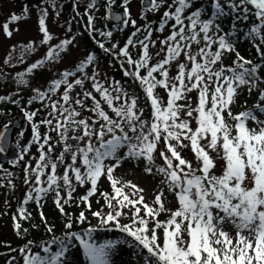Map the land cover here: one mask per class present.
Returning a JSON list of instances; mask_svg holds the SVG:
<instances>
[{
	"label": "snow or ice",
	"instance_id": "snow-or-ice-1",
	"mask_svg": "<svg viewBox=\"0 0 264 264\" xmlns=\"http://www.w3.org/2000/svg\"><path fill=\"white\" fill-rule=\"evenodd\" d=\"M132 2L120 0L122 14H113L117 0H104L103 19L114 22L108 29L97 27V0H88L83 15L75 0L73 11L87 18L84 32L95 48L38 87L31 82L69 60L80 33L52 43L48 0L25 4L0 26L11 39L19 27L10 24L26 22L35 9L42 34L39 43L13 44L5 65L15 66L18 47L24 55L45 49L11 77L16 90L0 94V104L19 108L24 122L15 129V118L0 108V155L11 151L14 135L17 151L8 163L20 167L26 188L12 216L16 236L29 235L23 222L32 220L34 205L49 239L7 245L9 253L22 264H124L119 257L127 246L136 264H264V0H140L136 18ZM127 28L133 31L121 45L114 33ZM241 44L255 55H241ZM101 54L120 79L100 69ZM24 90L32 93L26 100ZM245 94L256 102L234 112ZM125 161L143 162L145 173L161 177L151 202L143 188L115 175ZM0 171L15 190L13 173L3 164ZM102 180L110 192L100 191ZM78 188L87 191L76 197ZM97 193L103 204L93 211ZM49 198L64 217L59 236L43 210ZM72 205L85 211L73 216L66 208ZM76 224L89 226L74 231ZM98 228L124 239L99 243ZM6 264L19 261L9 255Z\"/></svg>",
	"mask_w": 264,
	"mask_h": 264
},
{
	"label": "rangeland",
	"instance_id": "rangeland-1",
	"mask_svg": "<svg viewBox=\"0 0 264 264\" xmlns=\"http://www.w3.org/2000/svg\"><path fill=\"white\" fill-rule=\"evenodd\" d=\"M61 1L65 0H55V3L57 5L56 9H53L51 7V4L53 3V0H48V3L45 5L46 7H49V18H48V26L51 31V33L54 35L56 39L52 41V43L58 42L59 39H64L68 38L72 35H77L80 33V35H77V44H78V49L73 51L72 57L69 58V60L65 61V63L58 65L56 68H52L43 74L38 75V78L34 81H32V86L33 87H38L41 86L45 83L46 80L50 79L53 77L54 74H57L58 70H63L64 68L70 67L72 64V60L80 57L82 54H84L87 50V46L84 43L83 39L84 37L87 39V33L84 32L83 25L86 23V17L81 20L80 16H76V13L73 11V4L75 3V0H70L73 1L71 4L72 9H67L66 10V15L61 13ZM69 1V0H68ZM38 0H0V26L10 16V13H16L20 14L22 12L23 6L25 4H28L29 7H32L33 4L37 3ZM88 2V0H80V3L77 4V11L83 15L85 11V5ZM120 0L117 1L116 5H113V9L119 12H122V8L119 7ZM141 5H140V0H135L131 4V13L134 18L137 17L138 12L140 11ZM60 12L59 17H56L55 12L56 11ZM96 15L99 17L97 20V27H101L106 20L103 19L105 16V7H98V11L96 12ZM75 17V19H73ZM157 17L156 16H149V19L155 20ZM77 21H80L79 23ZM69 22H71V29L72 31L69 33L67 32V29L69 27ZM139 23H143V21H139ZM19 27V33L14 34L13 38L7 39L4 37L2 30H0V94H10L11 92L16 90V85L15 83L11 80V77L15 76L17 72L23 71L26 67V65L34 62L36 59L40 58V56L43 55L44 48L41 47L36 53L24 55L22 53V49L18 47L14 51V59L12 60V64L15 65L9 66L4 64V60L7 57V53L11 49L13 44H20L23 45L24 43L28 42L29 40L36 39V42L39 43V36L42 34H39L37 31V15L35 12V9H33L30 18L23 23H20L19 25L15 24H10V28L13 27ZM133 31L131 28H127L123 33H119L115 36V40L119 41L121 45L123 44L124 40L127 38V36ZM23 55L24 58V63H18V60L21 58ZM227 61V60H226ZM230 64V63H229ZM99 67L102 71L108 72L109 75H114L115 78L117 79V75L115 72L108 67V64L105 62H100ZM7 84V87L5 88L4 85ZM31 92L29 90H24L23 92L20 93L21 96H26L30 97ZM163 95V93H162ZM193 95V102H195V93ZM246 101V104H245ZM256 102V97L255 95L253 96H247L241 95L240 97V102L238 105H236L233 108L234 112H240L244 111L245 107L247 108H252L253 104ZM37 106V105H36ZM34 106V107H36ZM43 131V129H42ZM28 133H30V129L27 131V138H28ZM26 140H24V143ZM12 152V151H11ZM33 153H35V149L32 150ZM188 158L191 159L192 156L189 153ZM27 159V157H26ZM160 163V160L157 159V164ZM3 168L7 169L9 172L13 173V182L17 185V188L15 190H12L8 187V179L9 177L5 174L4 171H0V184H3L4 187H0V213H7V214H0V236L4 238L14 239L16 236L14 230H13V220L12 216L13 214L16 213L17 208L19 207L20 201L24 196V193L26 191V188L24 185L21 183V177H22V171L19 166L17 167H10L4 163ZM115 175L120 178L121 181L127 182L131 181L132 183L138 185L139 187L143 188L145 190L144 195L145 198L148 202H151L154 199V193L159 191L160 187H163L160 185V176H151V175H146L145 173L141 172L140 170H137L135 165L130 162V161H125L120 168L117 169ZM101 186H103L106 190V192H110L111 188L109 185V182L107 180H102ZM87 189L86 188H78L77 192L74 194L76 197L82 196L86 193ZM168 200L170 203H168V207L174 208L175 207V202L171 196V194L166 193ZM91 203L92 206H97L98 204L96 203L97 199L102 200V198L99 197V193L96 195V197H92ZM7 201L11 207H8L5 203ZM53 204L52 199L49 198L45 204L44 207V213L47 215V206L48 204ZM68 209H74L78 208L75 205H72L71 207H67ZM30 209V208H29ZM81 210L84 209L83 206L80 207ZM32 212V217L35 219H40V216L38 212L35 209V206L31 207ZM90 221L93 220V217H91V214H88ZM165 217V215H161V218ZM32 218V219H33ZM95 219V218H94ZM94 222L97 224V220L95 219ZM56 233L57 235L61 234V229L63 227V223L61 221H56ZM18 238V237H17ZM7 248V245H0V251L4 250ZM132 250L127 248V246H124V250L119 257L124 264H136V257L131 254ZM18 261L20 264H22V260L20 257L18 258ZM1 263V261H0Z\"/></svg>",
	"mask_w": 264,
	"mask_h": 264
},
{
	"label": "trees",
	"instance_id": "trees-1",
	"mask_svg": "<svg viewBox=\"0 0 264 264\" xmlns=\"http://www.w3.org/2000/svg\"><path fill=\"white\" fill-rule=\"evenodd\" d=\"M133 1H135V0H133ZM103 2H104V0H97V5L99 8L103 7V6H101L103 4ZM72 3H73V1H70V0L69 1L68 0L61 1V6H62L61 13L66 15L65 8L67 7V9H72L71 8ZM104 25H107L108 29H111V27H112V25L109 23H104L101 27H103ZM119 33L122 34L123 32H115L114 38ZM83 41L87 45L88 51L93 50L95 48V45L92 44V42L89 40V38L86 39L84 37ZM239 50L241 52V55H244L246 58H250V57L255 55L254 49L251 48L250 46H248L247 44H241ZM233 59H234V57H233ZM100 62H105L106 64H108L107 58H105L102 54L99 57V63ZM115 74L117 75V79H120V73L115 72ZM21 97H23L25 100L27 99L26 96H21ZM34 106H36V105H33V107ZM0 108H2L5 111V113L7 114L8 120H12V118H14V117L21 118V113L19 111V108H17L16 106H14L10 103L0 104ZM26 136H27V132L25 133V136L23 137V140L21 141L22 144L27 143L28 139L30 138V133H28V138ZM24 140H26L25 143H24ZM34 149H35V147H33L31 149V151ZM16 151H17V149L15 148V143H14V146H13V149H12L10 156L6 157V158L0 157V162L12 167V165L9 164L8 161L10 159L14 158ZM134 163L136 164L137 168L141 172H144L143 171V168H144L143 162H134ZM105 190L106 189L103 186H101L100 191H105ZM102 204H103V199L100 201V204H98L97 206H92V210L93 211L98 210ZM67 211H70L73 214V216H76L79 214L81 209L79 207L74 208L73 210L67 208ZM83 211H85V209ZM88 214H90V212H86V215H88ZM46 217H47L49 223H52V224H55L56 221H61L62 223L64 222V217H62L59 214V212L55 208L54 204H50V203L48 204ZM163 219H165V218H163ZM32 225H38V227L34 228V227H32ZM23 226L29 230V235L26 238L21 239L20 237H18V238L15 237L13 240L12 239L9 240L7 237L4 238V237L0 236V245H11L12 248H19L26 242L27 239H33L37 242L49 239V236H48V234H46V232L44 230V226L41 223L40 219L37 220V219L33 218L31 221H24ZM88 226H89L88 224H84V225L76 224L74 226L73 230L74 231H80L81 229L87 228ZM56 235H57V233H56ZM94 238L97 239V242L102 243V242L107 241V240L124 239V235L119 233L118 231H115V230L98 228L97 232L94 233ZM129 240H130V238H129ZM9 255H15L17 257V261H18V258H19L18 253H11L10 254L9 249L7 247L4 250L0 251V261H1L0 264H6L7 260L9 259Z\"/></svg>",
	"mask_w": 264,
	"mask_h": 264
},
{
	"label": "water",
	"instance_id": "water-1",
	"mask_svg": "<svg viewBox=\"0 0 264 264\" xmlns=\"http://www.w3.org/2000/svg\"><path fill=\"white\" fill-rule=\"evenodd\" d=\"M107 12H108V9H106V13H107ZM111 12H112L113 14H122V13H119V12H117V11H114L113 9H111ZM108 21H109V20H108ZM109 22L114 23V22H112V21H109ZM21 125H22V123L20 122V120H19V119H15V129H19ZM12 141H13V136L9 137V145H10L11 147H12ZM9 154H10V152H8V153H6V154H3V155H1V156H3V157H7Z\"/></svg>",
	"mask_w": 264,
	"mask_h": 264
}]
</instances>
